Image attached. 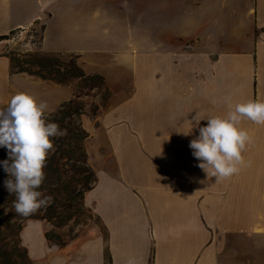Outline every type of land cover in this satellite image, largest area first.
Segmentation results:
<instances>
[{
  "label": "crops",
  "instance_id": "1",
  "mask_svg": "<svg viewBox=\"0 0 264 264\" xmlns=\"http://www.w3.org/2000/svg\"><path fill=\"white\" fill-rule=\"evenodd\" d=\"M38 25L33 50L74 56L86 74L103 77L111 97L88 122L106 152L97 166L106 191H97L101 177L84 197L104 232L95 226L80 244L55 248L44 222H27L22 240L32 264H264V125L242 120L250 163L229 178L197 166L189 143L198 128L179 142L194 117L225 115L228 101L264 100V0H0V37ZM7 42L0 41V104L27 93L51 114L74 98L73 84L11 73ZM138 101L144 120L133 125L145 133L150 174L143 188H127L105 161L114 155L106 131L129 125L111 118ZM174 110L177 126L167 121Z\"/></svg>",
  "mask_w": 264,
  "mask_h": 264
},
{
  "label": "clouds",
  "instance_id": "2",
  "mask_svg": "<svg viewBox=\"0 0 264 264\" xmlns=\"http://www.w3.org/2000/svg\"><path fill=\"white\" fill-rule=\"evenodd\" d=\"M229 103V111L222 116L196 119L189 132L198 128L199 135L189 143L197 165L209 177L229 178L249 164L242 153L252 138L240 127L242 120L264 125V100ZM49 105L20 93L12 97L7 108L0 109V147L8 150V158L0 161L8 178L4 185L16 195L14 208L17 214L29 216L47 206L50 198H42L38 191L45 179L44 168L54 137L63 135L59 125L46 122L44 115ZM207 120L206 126H199Z\"/></svg>",
  "mask_w": 264,
  "mask_h": 264
},
{
  "label": "trees",
  "instance_id": "3",
  "mask_svg": "<svg viewBox=\"0 0 264 264\" xmlns=\"http://www.w3.org/2000/svg\"><path fill=\"white\" fill-rule=\"evenodd\" d=\"M43 26L41 27V33ZM15 32V31H14ZM7 36L0 37L1 41L8 40ZM41 39V35H40ZM63 54H48L43 52L14 54L8 56L10 71L14 74H26L44 81L54 82L60 85H68L77 81L75 96L70 101L62 104L55 112L44 115L46 122H55L59 125L63 137H54V147L50 150L44 168L45 179L38 191L45 192L48 196L52 191H64L67 198H78L82 201L83 195L91 191L96 182V175L88 164L87 152L84 147L89 133L83 127L82 116L85 115L83 97L94 96L95 92L101 98V103L95 106L93 116L103 109L110 97L111 91L105 84L102 76L98 74H86L76 63V59L66 61ZM86 90V93L83 92ZM8 158V150L0 147V161ZM0 165V173L3 171ZM86 173V175H85ZM15 194H10L5 186H2L0 174V264H31L27 249L21 243V231L23 221L29 219L46 220L52 222L55 219L56 207L47 205L39 210L40 216H23L17 214L14 208ZM78 210L82 208L78 203ZM68 218H61L59 225H65ZM46 239L48 240L47 236ZM63 247V244H58Z\"/></svg>",
  "mask_w": 264,
  "mask_h": 264
},
{
  "label": "rangeland",
  "instance_id": "4",
  "mask_svg": "<svg viewBox=\"0 0 264 264\" xmlns=\"http://www.w3.org/2000/svg\"><path fill=\"white\" fill-rule=\"evenodd\" d=\"M41 27V25H38L35 28L15 31L12 35L9 36V39L7 40V47H9L10 45L12 48L8 50L5 55L10 56V53L27 54L39 52L38 50H33L34 47L32 46L31 48L30 44L39 42ZM61 57L66 61L75 58L72 55H62ZM23 75L25 77L32 78V76L26 74ZM33 78L41 80L37 77ZM77 83V81H73L71 84L76 86ZM83 92L86 93V90H83ZM91 94L94 96L83 97L82 99L85 105V115L82 116L81 119L84 120L86 129L88 128L87 132L89 133L91 131L92 136L91 138L85 140L84 147L87 152L88 164L95 172L96 179L98 180L102 176L99 172H97V166H99L98 164H101V157L104 155L106 156V152L104 149V152H102L101 156V151H99V148L97 147L99 143V131L96 126L88 123L89 121L92 122L94 119H96L102 110L100 109L98 114L95 117L93 116V110L95 109V106H98L101 103V98L95 92ZM7 106L8 105L0 104V109L7 108ZM136 110H138L139 114L135 113ZM121 115L122 116H120V118L114 117L111 118V120H113L114 122H118L120 120L126 119L130 122V124L119 126L112 131H106V134L109 138L111 137V140L113 142L112 151L114 155L113 158L105 159V161L109 160L110 162H113V164H115L117 171L123 177V184L125 187L130 188L134 183H137L138 188H143L139 181H142V177L144 178L145 176H148L150 174L151 157L149 150L145 151L146 148L142 143L144 140V131L138 129V126L133 125V123L139 124L140 122H142V120H144L142 101L135 102L132 109H130L128 112L122 113ZM167 121L175 123L174 126H177L179 124V119H177L176 117L175 110L167 116ZM64 135L65 133L63 132V135H58L57 137H63ZM190 136L191 134L188 136L182 134V139L180 138L179 142H181L182 140V142L185 144ZM174 150L175 148L173 147V152ZM190 153L191 152H184L185 155H189ZM179 155L180 151L178 152V157ZM183 156L184 155H180V157ZM101 166L103 168V165ZM0 174L2 178V186H5L4 181L8 178L7 173L3 170ZM105 180H107V178L103 176L101 178V183L99 184V188L97 191H106L104 190L107 185ZM94 189L91 191H94ZM65 195L66 194L64 191H52V193L48 196L45 194V192H42V198H50L47 205L54 204L56 207L55 219L52 222L37 219H27L23 221V228L27 222H44L47 225V230L44 234L45 239L46 236L48 238V240L46 239L48 243L47 245L55 248H61L58 245L60 243L64 246L72 243L80 244L84 239L83 236L86 237L92 235L95 226H97L101 232H104L103 227L96 214L90 208H87L84 202L85 194L83 195L82 201H78V198H67ZM79 202H81L82 204V208L80 210H78L77 206ZM42 214L43 213L39 212L38 210L32 215L37 217ZM61 218H68V220L65 222V225H59ZM22 231L20 235L21 243L27 249L29 256V248L27 244L22 240ZM81 234L82 237L78 241L74 242L76 238L81 236ZM41 239L43 241L44 237L42 236ZM29 260L31 262L30 256Z\"/></svg>",
  "mask_w": 264,
  "mask_h": 264
}]
</instances>
